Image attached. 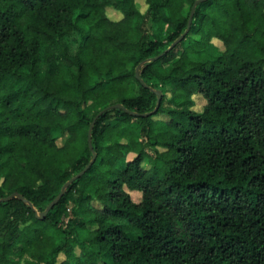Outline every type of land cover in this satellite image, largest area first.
<instances>
[{"label": "trees", "instance_id": "obj_1", "mask_svg": "<svg viewBox=\"0 0 264 264\" xmlns=\"http://www.w3.org/2000/svg\"><path fill=\"white\" fill-rule=\"evenodd\" d=\"M136 1L0 0V264H264V0Z\"/></svg>", "mask_w": 264, "mask_h": 264}, {"label": "rangeland", "instance_id": "obj_2", "mask_svg": "<svg viewBox=\"0 0 264 264\" xmlns=\"http://www.w3.org/2000/svg\"><path fill=\"white\" fill-rule=\"evenodd\" d=\"M136 3L138 4V7H139V10L142 12L144 10V5L142 3L141 0H137ZM188 12V7L187 6H184L181 10V14L183 16H185ZM104 15L107 19L109 20H113V21H116L118 19L121 18L120 14L119 13H116V11H114L113 9L109 8V7H105L104 8ZM61 43H64V46H65V50L68 54H73L77 48V43H78V39H77V35L75 33H70L68 34L66 37H64V39L62 40ZM214 44L220 48V44L217 43V42H214ZM48 51H52V49L48 50ZM209 52V55L212 56L213 53H212V50L209 49L208 50ZM55 55V54H54ZM168 88H166V91H165V94L166 96H168ZM192 99H193V106L191 107V110L194 111V112H200L201 111V107L203 106L204 102L203 100L198 96V95H192ZM134 155L129 153L126 155V158L127 159H130L132 158ZM127 194L129 195V198L130 200L133 202V203H138L140 201V195L139 193L137 192H133V191H130V192H127ZM93 205V206H97V208L99 207V204L94 202V201H90L89 202V205ZM67 209L70 211L71 210V206L70 205H67ZM36 215H38V213H36ZM84 236V233H81L80 234V238H82ZM81 248H80V244L76 245V247L73 249V255L74 256H77L79 255V252H80ZM81 254H82V261H85L86 260V251H84L83 249L81 250ZM63 260V256L62 255H59L58 256V259L57 261H62ZM99 263V261H98ZM19 264H38V262H36L35 260H32L31 258H29L27 255H24L22 258H21V261Z\"/></svg>", "mask_w": 264, "mask_h": 264}, {"label": "water", "instance_id": "obj_3", "mask_svg": "<svg viewBox=\"0 0 264 264\" xmlns=\"http://www.w3.org/2000/svg\"><path fill=\"white\" fill-rule=\"evenodd\" d=\"M203 1H205V0H195V1H193V3H192V5H191V7H190V9H189V14H188V18H187V25H186V29H185V31L181 34V35H179V37L174 41V42H172L171 43V45L167 48V50L168 49H170L171 47H173L177 42H179L182 38H183V36L185 35V33H186V31L188 30V27H189V24H190V19H191V15H192V13H193V10H194V7H195V5L198 3V2H203ZM157 57H155L153 60H155ZM134 77L136 78V79H138L139 80V78H138V67H136L135 68V72H134ZM139 82L142 84V82L139 80ZM143 85V84H142ZM155 93V96H156V106L158 105V103H159V100H160V93L158 92V91H155L154 92ZM121 106L120 105H113V106H109L108 108H120ZM107 109V108H106ZM155 109H156V107L153 109V111L152 112H154L155 111ZM101 113V112H100ZM100 113H98L97 115H99ZM129 114L131 115V116H137L138 114H136V113H134V112H129ZM149 114H151V112L150 113H145V114H141V115H139V116H141V117H145V116H148ZM96 115V116H97ZM95 118V117H94ZM93 121H94V119L90 122V124H89V126H88V130H87V133H86V145H87V148L89 149V150H91V145H90V128H91V126H92V124H93ZM94 158H95V154H94V152L93 151H91V157H90V159H89V161L87 162V164L84 166V168L81 170V171H79L76 175H74L73 177H71L70 179H68L66 182H64L63 183V185L60 187V190H59V193L56 195V197L47 205V207L42 211V212H40L36 217L38 218V219H41L43 216H44V214L58 201V199L60 198V196L62 195V193H63V191H64V189L74 180V179H76V178H78L80 175H82L87 169H88V167L91 165V163L93 162V160H94ZM11 198H16V199H19V200H21L22 202H25L24 200H23V198L20 196V195H18V194H16V193H11V194H9L8 196H6V197H4V198H1L0 199V202H4V201H7V200H10Z\"/></svg>", "mask_w": 264, "mask_h": 264}]
</instances>
